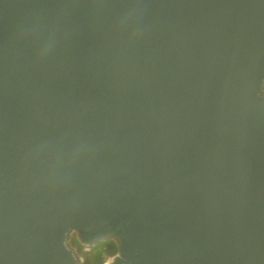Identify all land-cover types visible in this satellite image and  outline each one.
I'll return each instance as SVG.
<instances>
[{"label":"water","instance_id":"1","mask_svg":"<svg viewBox=\"0 0 264 264\" xmlns=\"http://www.w3.org/2000/svg\"><path fill=\"white\" fill-rule=\"evenodd\" d=\"M264 264V0H0V264Z\"/></svg>","mask_w":264,"mask_h":264},{"label":"rangeland","instance_id":"2","mask_svg":"<svg viewBox=\"0 0 264 264\" xmlns=\"http://www.w3.org/2000/svg\"><path fill=\"white\" fill-rule=\"evenodd\" d=\"M75 242H77V244L75 245ZM69 244L78 250L81 251L82 253H88L87 252V248L84 247L78 239L77 233H73L71 236V239L69 240ZM114 244L116 245V243L114 242ZM93 254L90 256V263L91 264H97L99 262V258H103V264H108L110 262V259L113 258L114 256H116V254H110L109 251L105 250V248L102 245H98L97 247L92 249ZM83 260H84V254H80L79 255Z\"/></svg>","mask_w":264,"mask_h":264},{"label":"trees","instance_id":"3","mask_svg":"<svg viewBox=\"0 0 264 264\" xmlns=\"http://www.w3.org/2000/svg\"><path fill=\"white\" fill-rule=\"evenodd\" d=\"M77 244V242H75V245ZM102 245L105 250L109 251L110 254H116L118 251H117V246L114 244V241H110V242H107V243H103V244H100ZM94 251H92L91 253H82L81 251H79V255L80 254H84V261H85V264H91L90 263V256L93 254ZM103 261L104 259L103 258H99V262L97 264H103Z\"/></svg>","mask_w":264,"mask_h":264},{"label":"built area","instance_id":"4","mask_svg":"<svg viewBox=\"0 0 264 264\" xmlns=\"http://www.w3.org/2000/svg\"><path fill=\"white\" fill-rule=\"evenodd\" d=\"M83 246L87 248V252H89V253L92 252L93 247H90V246H88V245H83ZM113 258H114V257H113ZM113 258H111L110 261H111Z\"/></svg>","mask_w":264,"mask_h":264},{"label":"bare ground","instance_id":"5","mask_svg":"<svg viewBox=\"0 0 264 264\" xmlns=\"http://www.w3.org/2000/svg\"><path fill=\"white\" fill-rule=\"evenodd\" d=\"M108 264H110V262Z\"/></svg>","mask_w":264,"mask_h":264}]
</instances>
